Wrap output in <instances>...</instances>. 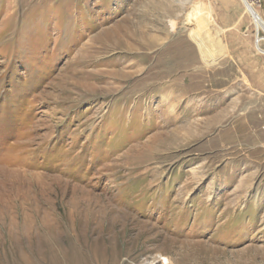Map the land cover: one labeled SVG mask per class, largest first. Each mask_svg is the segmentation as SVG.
<instances>
[{"label": "rangeland", "instance_id": "1", "mask_svg": "<svg viewBox=\"0 0 264 264\" xmlns=\"http://www.w3.org/2000/svg\"><path fill=\"white\" fill-rule=\"evenodd\" d=\"M255 7L0 0V264H264Z\"/></svg>", "mask_w": 264, "mask_h": 264}, {"label": "crops", "instance_id": "2", "mask_svg": "<svg viewBox=\"0 0 264 264\" xmlns=\"http://www.w3.org/2000/svg\"><path fill=\"white\" fill-rule=\"evenodd\" d=\"M260 13L264 18L263 8ZM259 46L260 48L256 44L236 46L235 50L237 78L241 71L251 88V95L242 98L246 102V110L251 111L244 113L246 116L264 117V39Z\"/></svg>", "mask_w": 264, "mask_h": 264}, {"label": "bare ground", "instance_id": "3", "mask_svg": "<svg viewBox=\"0 0 264 264\" xmlns=\"http://www.w3.org/2000/svg\"><path fill=\"white\" fill-rule=\"evenodd\" d=\"M245 2L247 3V5H248V7H249V9H251V10H257L256 9V7H255V5L252 3V2H250L249 0H245ZM192 34H194V32H191V35ZM204 36H207V35H204ZM192 38H194V36L192 35ZM207 38V37H206ZM261 39H263V37L261 38V37H258V42H259V44H260V40ZM195 40V39H194ZM195 43H196V45H197V47H198V51H199V53H200V55H201V57H202V60H203V62H207L208 60H209V51L206 49V44L204 43V41H197V40H195ZM196 53L197 52H195V50L193 49V48H190L189 49V51H184V52H182L180 55H177V60L181 63L180 64V66L179 67H182V65L184 66L185 64H189L190 62H193V61H195L196 59H197V56H196ZM175 62V61H174ZM178 64V63H177ZM162 66V65H161ZM158 67V66H157ZM177 67V66H176ZM156 68V67H155ZM178 68V67H177ZM165 69V68H164ZM156 70V69H155ZM168 71L170 70V68L169 69H167ZM166 70V71H167ZM160 71V70H159ZM174 71V70H173ZM164 73H165V71H164ZM162 74V73H161ZM160 74V75H161ZM162 75H164V74H162ZM154 76V75H153ZM156 76V75H155ZM152 78V77H151ZM154 78V77H153ZM156 80V79H155ZM160 80V79H159ZM158 80V81H159ZM157 82V81H156ZM155 82V83H156ZM151 88V87H150ZM167 258V259H166ZM164 260L166 261V262H168V257H166L165 256V258H164ZM169 263V262H168Z\"/></svg>", "mask_w": 264, "mask_h": 264}, {"label": "built area", "instance_id": "4", "mask_svg": "<svg viewBox=\"0 0 264 264\" xmlns=\"http://www.w3.org/2000/svg\"><path fill=\"white\" fill-rule=\"evenodd\" d=\"M249 1L252 2L255 6H259V7L262 6V4L264 3V0H249ZM257 39H258V34H257ZM262 40L263 39H261L260 41ZM149 264H170V263L166 262L164 260V257L159 255L155 260H152Z\"/></svg>", "mask_w": 264, "mask_h": 264}]
</instances>
